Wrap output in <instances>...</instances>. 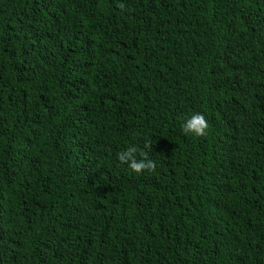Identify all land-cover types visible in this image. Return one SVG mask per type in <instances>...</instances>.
I'll return each mask as SVG.
<instances>
[{"label":"trees","instance_id":"16d2710c","mask_svg":"<svg viewBox=\"0 0 264 264\" xmlns=\"http://www.w3.org/2000/svg\"><path fill=\"white\" fill-rule=\"evenodd\" d=\"M0 264H264V0H0Z\"/></svg>","mask_w":264,"mask_h":264},{"label":"clouds","instance_id":"9594fccd","mask_svg":"<svg viewBox=\"0 0 264 264\" xmlns=\"http://www.w3.org/2000/svg\"><path fill=\"white\" fill-rule=\"evenodd\" d=\"M209 130L210 125L206 116L199 112L191 113L190 117L185 118L182 124V132L185 135L204 137L208 134ZM148 147V145H145V149ZM118 160L137 174H141L145 170L154 167V162L147 158V152L141 151L134 145L121 151L118 155Z\"/></svg>","mask_w":264,"mask_h":264}]
</instances>
